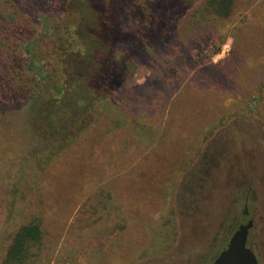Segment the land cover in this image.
<instances>
[{
	"label": "rangeland",
	"instance_id": "374dc122",
	"mask_svg": "<svg viewBox=\"0 0 264 264\" xmlns=\"http://www.w3.org/2000/svg\"><path fill=\"white\" fill-rule=\"evenodd\" d=\"M209 1L184 0L164 42L121 55L110 101L61 149L45 126L55 0H0V264L34 222L22 264H213L245 207L264 264V0L226 17Z\"/></svg>",
	"mask_w": 264,
	"mask_h": 264
},
{
	"label": "trees",
	"instance_id": "16d2710c",
	"mask_svg": "<svg viewBox=\"0 0 264 264\" xmlns=\"http://www.w3.org/2000/svg\"><path fill=\"white\" fill-rule=\"evenodd\" d=\"M181 3L184 0H145L142 5L136 0H55L60 38L54 47L52 64L58 67V77L52 82L49 98L54 101L49 108L52 116H46L45 126L46 133L61 135L56 142L63 146L61 149L87 131L97 118L100 104L110 101L125 64L121 55L131 58L149 50L150 37L156 38L154 45L164 42L175 30L178 22L172 18ZM208 4L217 15L226 17L234 0H210ZM126 20L132 22L129 29ZM65 21L69 22L63 24ZM92 62L97 65L94 70ZM84 64L90 70L81 69ZM86 70L90 73L88 77L82 72ZM41 237L39 224L25 225L8 249L7 263H25Z\"/></svg>",
	"mask_w": 264,
	"mask_h": 264
},
{
	"label": "water",
	"instance_id": "95a60500",
	"mask_svg": "<svg viewBox=\"0 0 264 264\" xmlns=\"http://www.w3.org/2000/svg\"><path fill=\"white\" fill-rule=\"evenodd\" d=\"M244 219L230 238L227 248L214 261V264H260L253 250L248 247V238L253 222L247 219L248 210L243 211Z\"/></svg>",
	"mask_w": 264,
	"mask_h": 264
},
{
	"label": "flooded vegetation",
	"instance_id": "af4514ba",
	"mask_svg": "<svg viewBox=\"0 0 264 264\" xmlns=\"http://www.w3.org/2000/svg\"><path fill=\"white\" fill-rule=\"evenodd\" d=\"M213 264H214V262H213Z\"/></svg>",
	"mask_w": 264,
	"mask_h": 264
}]
</instances>
